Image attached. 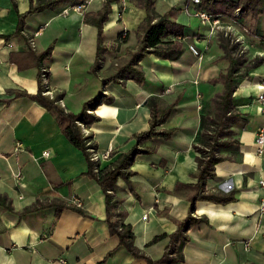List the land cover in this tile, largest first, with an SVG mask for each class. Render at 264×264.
Masks as SVG:
<instances>
[{
  "label": "crops",
  "instance_id": "1",
  "mask_svg": "<svg viewBox=\"0 0 264 264\" xmlns=\"http://www.w3.org/2000/svg\"><path fill=\"white\" fill-rule=\"evenodd\" d=\"M154 1L157 15L171 7L179 9L177 22L185 26L184 53L173 62L144 57L140 62L143 83L126 80L104 85L102 78L138 47L136 30L144 9L130 0L112 4L103 29L108 50L95 73L98 30L85 21V14L97 11L101 0H68L31 13L21 34L16 33L19 15L27 12L29 0H0V264H146L112 238L106 195L89 174L86 155L33 97L40 90L44 70L52 94L43 95L51 99L62 95L58 104L65 112L79 113L86 101L100 93L112 97L110 104L95 110L99 120L85 127L87 133L82 130L99 154L110 152L109 159L97 163L102 169L132 149L136 134L149 130L150 97L158 98L162 107L177 101L162 126L169 135L143 144L154 152L135 158L134 174L118 179L117 194L123 200L124 221L133 228L135 247L152 260L163 256L170 238L151 241L175 232L176 221L190 213L192 191L176 187L198 181L193 145L199 142L201 118L211 113V101L210 97L204 100L203 108L187 107L186 99L194 93L200 97L202 81L209 76L202 58L189 45L204 53L215 29L194 15L199 9L189 0ZM85 2L82 12L72 10ZM123 31L127 32L124 39ZM50 46V56L41 58ZM262 92L264 63L248 79L238 81L234 99L240 118L232 129L240 144L229 159L216 165L215 175L207 181V190H233L234 200L197 202L194 215L202 221L188 232L184 262L174 264H264V187L260 184L264 156L256 155V132L264 125L257 101ZM74 198L81 207L73 203ZM35 204L36 209L26 212Z\"/></svg>",
  "mask_w": 264,
  "mask_h": 264
},
{
  "label": "trees",
  "instance_id": "2",
  "mask_svg": "<svg viewBox=\"0 0 264 264\" xmlns=\"http://www.w3.org/2000/svg\"><path fill=\"white\" fill-rule=\"evenodd\" d=\"M68 0H29L30 5L26 13L19 15L16 33L21 34L25 26V19L31 13L53 8L54 6ZM144 9L145 17L137 27L138 47L129 53V56L122 62H118L111 73L102 78L104 85L110 82H124L134 80L143 83L145 75L140 65L142 59L148 55L158 58L176 61L184 53L185 46L182 39L185 37V26L177 22L179 9L169 8L165 13L157 15L155 13L154 0H130ZM120 0H101V7L97 11L85 14V21L94 25L98 30V52L96 61L92 67V72H99L104 60L107 48L103 45L104 24L109 20L112 13V4L119 3ZM82 4V3H80ZM78 5V4H77ZM199 10L205 11L212 19L230 18L235 22L246 36V43L253 47L264 50V0H201ZM236 12L241 13L238 17ZM127 32L120 33L122 39ZM218 44L227 61L225 71L218 73L211 82L216 85L221 83L222 91L211 99V113L201 118V127L198 136V144L193 145L197 153V168L194 176L198 179L196 184H178L176 190L181 188L189 189L192 194L190 213L182 221H176L177 229L167 235L156 236L151 243L169 237L170 243L166 247L163 256L158 260H152L141 253L134 245V231L131 225L125 223L126 213L121 210L122 199L117 194V181L119 178L128 179L134 174L131 166L138 155H146L154 152L153 148L145 147L143 144L156 137H167L168 131L162 126L168 121L177 101L165 107L160 106L156 97L148 99L150 108V128L145 132L135 135V144L131 150L123 153L119 158L105 168H100L90 160L89 148L96 149L95 143L90 136H85L80 123L86 128L99 120L95 110L101 104H110L112 97L100 93L98 96L89 99L83 105L79 113H68L59 106L58 102L62 95L54 99L44 96L46 88L40 81V90L33 96L42 106H44L58 120L63 134L77 148L83 151L89 163V174L99 183L106 195V209L110 234L116 239L120 246L126 248L134 257L146 261V264H174L184 262V247L189 241L188 232L190 229L202 221L196 217V204L199 201L215 204H227L234 200L233 190L226 193L222 191L207 190V181L216 173V165L230 158V153L239 147V140L232 125L240 118L237 111L234 94L238 81L248 79L250 73L264 63V57L259 55L249 58L243 51L242 46L227 37L224 33L217 34ZM53 46H50L41 58L50 56ZM88 143H90L88 145ZM97 169V170H96ZM38 207L26 210L32 211Z\"/></svg>",
  "mask_w": 264,
  "mask_h": 264
},
{
  "label": "rangeland",
  "instance_id": "3",
  "mask_svg": "<svg viewBox=\"0 0 264 264\" xmlns=\"http://www.w3.org/2000/svg\"><path fill=\"white\" fill-rule=\"evenodd\" d=\"M236 14L238 15V17L241 16V13H239V12H236ZM231 22L233 23V21L230 20V18L224 17V18H220L218 24H216V26H215L216 29H215V31H213V34L209 40L208 48L203 53V56H202L203 61L200 60L204 63L203 64L204 65L203 66L204 67L203 68L204 73L205 72L209 73V76L207 77V79H204L202 81L204 91H203V93L200 92L201 96L198 97L197 94L194 93L193 96H192V94H190L189 99H186L188 109H192V106H195V107L201 106L203 108L204 107V100H206L207 98L210 97V101H211V99L216 94H218L222 91L221 83L214 85L211 82V78H210L211 76L216 77L219 72L225 71L227 68V61L222 57L223 52H222L221 48L219 47L217 34L224 33L225 36L231 37L233 40H236V42H238L242 46L243 51L246 53V55L249 58H253L254 56H257L260 54V52H258L257 47H253V46L248 45L246 43L247 36L243 31L240 30V27H238V25L235 24L237 28L235 27L233 32L227 30V26H228V24H231ZM262 23L264 25V19H263ZM212 26H213V24H212ZM225 33H228V34H225ZM204 93L206 94V96ZM193 98L198 99L201 102H199V103L196 102V104H193L191 102V100Z\"/></svg>",
  "mask_w": 264,
  "mask_h": 264
},
{
  "label": "built area",
  "instance_id": "4",
  "mask_svg": "<svg viewBox=\"0 0 264 264\" xmlns=\"http://www.w3.org/2000/svg\"><path fill=\"white\" fill-rule=\"evenodd\" d=\"M191 3L195 4V5H199L201 3V0H189ZM88 5V2H85V3H82V4H78V5H75L72 7V10L74 11H78V12H82L85 7ZM68 10L69 9H66L63 11V14H67L68 13ZM195 16H197L199 19H201V21L203 23H208L211 25L212 29H216L215 26L216 24H218L219 22V19L220 18H216V19H213L209 16V14H207L205 11H202V10H198L194 13ZM213 26H212V24ZM234 23V22H233ZM231 22V24H228L227 26V30L233 32L234 28L236 27V23L233 24ZM236 24V25H235ZM239 27V26H238ZM237 28V27H236ZM225 34H228V33H225ZM126 34L123 35V38L125 37ZM32 45L34 46V43H32ZM12 46V45H10ZM189 50L197 57L199 58H202L203 56V53L202 51L195 45V44H191L189 45ZM260 56L261 57H264V52H260ZM41 80H42V83L44 85V87L46 88V91L45 93L46 94H52L50 92V85H49V79H48V76H47V72L44 70L42 72V76H41ZM53 98V96H51ZM257 101L259 102L260 106H261V109L264 113V92L260 93L258 96H257ZM80 126L83 130L84 133H87V130L85 128V126L80 123ZM90 143H88L89 145ZM21 146V145H20ZM256 146H257V150H256V155L257 156H264V125L262 127H260L257 132H256ZM89 152H90V160L93 161L94 163H99L101 162L103 159L107 160L110 158V152L107 151L103 154H99L96 149L94 148H89ZM49 155V152H46L44 153V156H48ZM97 170V169H96ZM20 174L16 173L15 176H19ZM260 184L262 187H264V179L262 181H260ZM73 203L77 206V207H81L82 206V203L79 199L77 198H74L73 200ZM261 208H262V211H264V197L262 199V203H261Z\"/></svg>",
  "mask_w": 264,
  "mask_h": 264
}]
</instances>
